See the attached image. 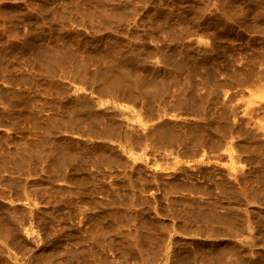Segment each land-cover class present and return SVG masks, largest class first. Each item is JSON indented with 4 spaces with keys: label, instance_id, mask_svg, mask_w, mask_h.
Returning <instances> with one entry per match:
<instances>
[{
    "label": "rangeland",
    "instance_id": "1",
    "mask_svg": "<svg viewBox=\"0 0 264 264\" xmlns=\"http://www.w3.org/2000/svg\"><path fill=\"white\" fill-rule=\"evenodd\" d=\"M0 264H264V0H0Z\"/></svg>",
    "mask_w": 264,
    "mask_h": 264
}]
</instances>
